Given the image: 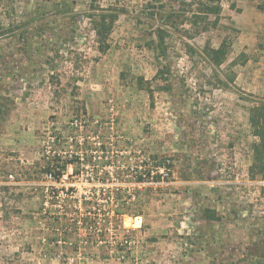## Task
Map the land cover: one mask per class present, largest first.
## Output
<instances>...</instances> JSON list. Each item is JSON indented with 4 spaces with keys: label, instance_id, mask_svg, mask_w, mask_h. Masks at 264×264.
Returning a JSON list of instances; mask_svg holds the SVG:
<instances>
[{
    "label": "rangeland",
    "instance_id": "1",
    "mask_svg": "<svg viewBox=\"0 0 264 264\" xmlns=\"http://www.w3.org/2000/svg\"><path fill=\"white\" fill-rule=\"evenodd\" d=\"M199 1L98 0L102 52L92 0H0V264H264V0Z\"/></svg>",
    "mask_w": 264,
    "mask_h": 264
},
{
    "label": "trees",
    "instance_id": "2",
    "mask_svg": "<svg viewBox=\"0 0 264 264\" xmlns=\"http://www.w3.org/2000/svg\"><path fill=\"white\" fill-rule=\"evenodd\" d=\"M226 0H200L199 13L196 16L198 21L202 22L203 30H207L210 25L216 26L219 22V15L222 11V2ZM231 7L234 8L236 3L234 0H231ZM98 0H92L91 7L94 10H99L98 14L91 15V20L94 24V28L97 35V40L99 48L102 52H106L110 44L108 42L109 35L112 31L114 22L119 16V11H116L113 8H101L96 6ZM214 16L212 21H209V16ZM207 54L213 58V60L220 64L226 56V49L224 45H221L219 48L207 49ZM164 71L159 70L158 76H164ZM162 74V75H161ZM148 91L152 92L151 87H148ZM249 121L252 127L253 134L257 137V140L253 144V159L250 166V175L252 178L260 176L264 180V102L261 104L253 105L250 108ZM75 161H67L66 164H73ZM51 172V165H48V168L45 170L46 175ZM144 177H139V182L144 181ZM264 194V187L262 190ZM48 193H43L44 198L47 197ZM133 194L130 192H117L114 195H109L110 200H115L117 202L116 217L119 222L126 214L132 213L129 209V204L133 200ZM84 217L74 214L69 218L70 226L78 228L81 225H84L82 220Z\"/></svg>",
    "mask_w": 264,
    "mask_h": 264
},
{
    "label": "water",
    "instance_id": "3",
    "mask_svg": "<svg viewBox=\"0 0 264 264\" xmlns=\"http://www.w3.org/2000/svg\"><path fill=\"white\" fill-rule=\"evenodd\" d=\"M137 218H140L142 220V216H137L134 219H137ZM140 226H141V224L138 227H140Z\"/></svg>",
    "mask_w": 264,
    "mask_h": 264
},
{
    "label": "built area",
    "instance_id": "4",
    "mask_svg": "<svg viewBox=\"0 0 264 264\" xmlns=\"http://www.w3.org/2000/svg\"><path fill=\"white\" fill-rule=\"evenodd\" d=\"M50 174H51V173H50ZM47 176H48V174H47ZM52 176H53V175L51 174L50 177H52Z\"/></svg>",
    "mask_w": 264,
    "mask_h": 264
}]
</instances>
